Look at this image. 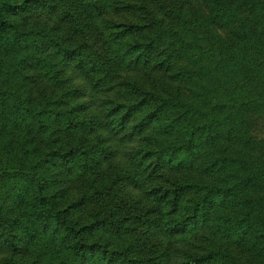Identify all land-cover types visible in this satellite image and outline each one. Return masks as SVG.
Segmentation results:
<instances>
[{"label": "trees", "instance_id": "16d2710c", "mask_svg": "<svg viewBox=\"0 0 264 264\" xmlns=\"http://www.w3.org/2000/svg\"><path fill=\"white\" fill-rule=\"evenodd\" d=\"M263 133L264 0H0V264H264Z\"/></svg>", "mask_w": 264, "mask_h": 264}, {"label": "rangeland", "instance_id": "374dc122", "mask_svg": "<svg viewBox=\"0 0 264 264\" xmlns=\"http://www.w3.org/2000/svg\"><path fill=\"white\" fill-rule=\"evenodd\" d=\"M34 20L37 21L36 17L34 18ZM35 74H32L33 77L32 81H27V83L29 84V86L27 87L29 88L30 91H32V87H34L37 90L36 93H41L43 90H45L44 81L42 79H39L37 73ZM262 135H264V133ZM52 175L53 178L59 182V186H57V189L59 188L64 190V192L66 193L65 197L68 201L77 198V192L75 191L76 185L73 182L72 177L69 178V176L65 175L58 168L52 169Z\"/></svg>", "mask_w": 264, "mask_h": 264}]
</instances>
